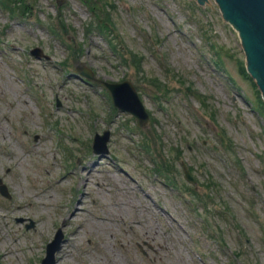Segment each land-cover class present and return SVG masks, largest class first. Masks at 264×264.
<instances>
[{
	"label": "rangeland",
	"instance_id": "1",
	"mask_svg": "<svg viewBox=\"0 0 264 264\" xmlns=\"http://www.w3.org/2000/svg\"><path fill=\"white\" fill-rule=\"evenodd\" d=\"M111 1L118 53L86 32L82 0L0 8V177L10 194H0V264H39L58 226L55 264H264V110L238 69L243 60L253 76L243 28L218 0ZM36 45L48 58L29 53ZM126 49L142 54L140 70L122 64ZM77 66L131 80L148 127L114 110ZM176 75L207 104L186 98ZM105 128L98 157L91 140Z\"/></svg>",
	"mask_w": 264,
	"mask_h": 264
},
{
	"label": "water",
	"instance_id": "2",
	"mask_svg": "<svg viewBox=\"0 0 264 264\" xmlns=\"http://www.w3.org/2000/svg\"><path fill=\"white\" fill-rule=\"evenodd\" d=\"M203 1L204 0H201V2ZM218 2H223V1L218 0ZM228 2L235 9L224 2V15L233 13V19L238 20L239 18H241V14H242L243 16H246L255 25V28L258 29L261 33L259 34V32L256 29H253V27H248V29L243 28L244 37L246 35L248 38H250V35L253 36L252 33L256 35V37L253 38L254 41L258 40L257 38L259 37L258 41L260 42V44L258 43L256 47V50L258 51L257 56H255V52L251 45L250 48L248 46V43L245 42V45H246L249 64H251L250 62L251 57L254 56L253 58L255 59L254 62L256 66L259 68L258 70L261 73V78L259 77V79L260 81H262V88L264 92V0H228ZM240 22L243 26L247 27L246 23H244L243 20H241ZM32 52L35 53L36 55L41 54V50L38 47L34 48ZM80 73L90 79H94L92 77L91 72L88 69L82 68L80 70ZM95 80L102 83L106 87V89L110 93L111 99L115 106H117L120 110H124L132 113L136 117V122L139 126H146L148 122V115L140 99L138 98L134 87L129 81L113 83L104 80H97V79ZM108 138H109V130L107 129L104 130L102 134L96 133L93 140L94 151L100 153L105 152L106 142ZM184 171L185 173H187V169L185 167H184ZM0 191L4 195L9 196L6 186L3 183H1V180H0ZM32 224L33 223L31 222L28 226ZM61 240H62V233L60 229H58L57 232L55 233L54 238L46 245V255L42 260V264H54V252L59 249Z\"/></svg>",
	"mask_w": 264,
	"mask_h": 264
},
{
	"label": "trees",
	"instance_id": "3",
	"mask_svg": "<svg viewBox=\"0 0 264 264\" xmlns=\"http://www.w3.org/2000/svg\"><path fill=\"white\" fill-rule=\"evenodd\" d=\"M6 1H8L9 3H11V4H15L14 2H13V0H6ZM195 96H196V98L200 101V103H201V105L202 106H204V105H206L207 104V98H205L204 96H201V95H199V94H195Z\"/></svg>",
	"mask_w": 264,
	"mask_h": 264
},
{
	"label": "bare ground",
	"instance_id": "4",
	"mask_svg": "<svg viewBox=\"0 0 264 264\" xmlns=\"http://www.w3.org/2000/svg\"><path fill=\"white\" fill-rule=\"evenodd\" d=\"M27 104V103H26ZM146 111H147V109L146 108H144ZM148 112V111H147Z\"/></svg>",
	"mask_w": 264,
	"mask_h": 264
}]
</instances>
